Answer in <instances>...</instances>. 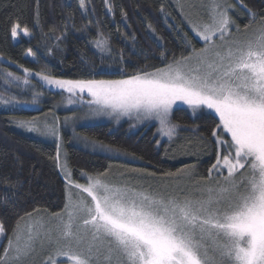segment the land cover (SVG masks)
Listing matches in <instances>:
<instances>
[{
	"label": "snow or ice",
	"instance_id": "1",
	"mask_svg": "<svg viewBox=\"0 0 264 264\" xmlns=\"http://www.w3.org/2000/svg\"><path fill=\"white\" fill-rule=\"evenodd\" d=\"M79 7H86L85 0H80ZM192 7L196 18H189L188 24L204 46L196 48L185 34L188 55L169 61L162 53L161 68L138 70L120 79H62L29 68L23 71L52 89L67 92L68 105L86 104L85 119L155 120L158 133L169 141L179 128L171 122L175 105H186L193 113L208 110L218 118L210 131L215 161L208 176L191 185L154 188L130 179L111 183L106 170L82 173L87 179L82 184L63 165V209L48 220L25 213L31 223L21 229L24 217L17 221L13 234L6 236L0 264H24L38 249L44 254L41 264H264V11H253L246 0H207ZM237 7L250 16L244 35L232 18ZM38 8L37 0V19ZM10 34L14 40L31 36L18 22L12 24ZM97 35L95 46L111 52L109 38L99 31ZM26 55L35 58L30 48ZM23 82L29 80L23 78ZM15 123L60 138L55 124L41 125L36 118ZM55 159H60L59 144ZM195 167L186 165L164 175L191 177ZM3 235L5 228L0 224Z\"/></svg>",
	"mask_w": 264,
	"mask_h": 264
},
{
	"label": "trees",
	"instance_id": "2",
	"mask_svg": "<svg viewBox=\"0 0 264 264\" xmlns=\"http://www.w3.org/2000/svg\"><path fill=\"white\" fill-rule=\"evenodd\" d=\"M38 2L37 19V0H0V93L6 92L4 77L10 69L4 61L62 79H120L138 70L163 67L162 53L169 61L174 56L188 55L185 34L196 48L202 47L172 0H108V4L105 0H85L84 9L79 7L80 0ZM246 3L253 11H264V0H246ZM244 12L249 21V14ZM14 22L21 28L26 26L30 38L21 36L14 42L10 34ZM98 31L109 38L111 52H102L93 43L99 38ZM61 33L65 35L57 40ZM29 48L35 58L25 56ZM100 69L105 71L101 73ZM33 87L34 94L39 93L36 99L43 107L41 110L19 107L0 110V224L5 228L0 255L6 236L13 233L21 217H27L25 213H37L36 209L39 213H57L65 204V182L57 169L55 146L21 132L15 121L41 117L55 107L65 106L68 93L48 89L36 81ZM77 104L80 103L69 106ZM190 113V109L177 108L171 115V122L179 125L177 131L191 133L193 154L183 158L175 154L181 145L178 142L168 152L166 143L159 140L154 121L135 132H129V123L123 120L116 129L106 123L80 126L77 134L83 139L87 137L90 144L95 141L129 157L125 163L137 171L155 174L145 178L163 182L169 178L164 173H176L186 165H195L197 173L206 177L215 161L210 131L217 118L201 110ZM65 151L67 165L76 181H81L82 173L95 175L111 171L117 165L115 158L82 147L78 142L65 140Z\"/></svg>",
	"mask_w": 264,
	"mask_h": 264
},
{
	"label": "rangeland",
	"instance_id": "3",
	"mask_svg": "<svg viewBox=\"0 0 264 264\" xmlns=\"http://www.w3.org/2000/svg\"><path fill=\"white\" fill-rule=\"evenodd\" d=\"M229 2H234V0H229ZM172 3L175 5L177 8L178 12L181 15V18L183 19L185 25L187 26L188 30L190 33L194 36L196 40H198L201 44L202 47L204 46L203 42L195 36V33L191 30L188 24V19H195L196 18V9L192 7L193 4L200 6L202 4L207 3V0H172ZM203 11V9H201ZM244 10L240 9L239 7L236 8L235 12L232 13V18L235 20L236 24H238L241 28V33L240 35H244L243 31V26L244 24L248 23L246 21ZM255 28V25L253 26ZM13 39V38H12ZM14 42L18 41V39L14 40ZM217 43L219 41L217 40ZM201 47V48H202ZM26 57H29L25 55ZM4 63L10 68L7 73L11 72L14 74L13 77H8L7 73L4 77L5 82L3 83V88L6 90V92L0 93V110L1 109H11L12 107H19L25 110H35L39 111L43 107L39 103H32L33 98L35 96L34 92V81H36L38 84L47 87L48 89L54 90V91H62L58 89H52L49 86L45 85L43 81L39 79V77L36 76H28L26 73H24L23 68L13 64L9 61H4ZM35 73L36 71H32ZM15 76L21 77L22 79L16 80L14 79ZM23 78H27L29 80L28 84H25L23 82ZM31 80V81H30ZM63 92V91H62ZM67 93V92H65ZM85 102L87 101L88 97L85 95L84 97ZM5 101H8L5 103ZM38 101V100H37ZM177 108H187L189 109L186 105L183 104H177L174 106V109ZM88 108L86 104H77L73 107H70L68 104H65L63 107H55L53 110L48 112L47 114H44L41 117H35L41 122V125L44 123H47L49 125H57L59 127V140H57L53 136L49 135H41L40 133L37 132H32L29 131L25 127L19 126L17 123H15V126L19 128V130L23 133H26L28 135H31L35 138L41 139L43 141L52 143L55 148H56V156H57V145H60V159L59 161L56 160L57 162V169L59 171V174L63 178L65 182V178L63 175L62 167L63 165H66L67 170L70 171L68 165H67V159H66V151H65V140H68L70 142H78L79 144H82V147L89 148L92 151L105 154L107 156H111L117 160V165H115L113 168H111V171H107V177L106 179L111 182V183H116L119 184L122 180L124 179H130L134 182H137L139 184H143L145 187L148 185H151L154 188H159L162 186H174L176 184H179L181 186L184 185H191L195 181L199 180L201 178L200 174L197 173L196 170L192 173L191 177L188 176H181L179 179H176L174 177H169L165 181H154L151 178H145L141 175V172L137 171L133 167L127 165L125 161L130 160L129 157L112 150L107 147H103L97 144H90L86 141V139H83L77 134V128L80 126H87V125H92L96 123H106L112 127V129H116L118 126L121 125L122 121L125 120L126 122L129 123L127 130L129 132H135L136 130H139L141 127H144L147 122H152L154 121L156 123V133L159 136V140L164 141L167 145L166 149L168 152L169 150H173L172 148L174 147L176 142L180 143V148L178 150L176 149L175 154H177V157L183 158L186 156H192L193 152L190 149V145L192 143V137H190L191 133H189L185 130L182 131H177V134L172 138L171 141L168 140L167 137H162L158 133V128L159 124L155 120L151 121H145L143 123H139L135 120L129 119L128 117H123L120 119L119 122H116L110 117L107 116H99V117H92L89 116L87 119H85V114L88 113ZM192 112V110L190 109ZM201 111H206L210 113L208 110L203 109ZM190 114H193L190 113ZM212 114V113H211ZM73 117H79V119H73ZM65 118H68V122L65 123ZM217 118V117H216ZM218 119V118H217ZM30 120V119H28ZM64 133L67 134V136L64 135ZM227 138V137H225ZM173 153V152H172ZM125 160V161H124ZM71 172V171H70ZM72 174V173H71ZM226 174V173H225ZM208 176V172L206 173V177ZM81 181H76L78 183H86L87 179L85 176L81 175ZM215 179V176H214ZM66 183V182H65ZM203 183V181H201ZM61 212V211H60ZM58 213V212H57ZM40 216H43L45 220H48L50 213H34L33 214V219H38ZM31 220L28 217H25L21 222V229H24L27 224H30ZM54 223V221H53ZM13 234V233H12ZM11 234V235H12ZM10 235V236H11ZM4 235L0 236V246L3 242ZM8 240L5 242V244L1 248V255H3V247L7 246ZM43 253L38 249L36 254L30 257L28 260L24 262V264H41V260L43 259Z\"/></svg>",
	"mask_w": 264,
	"mask_h": 264
}]
</instances>
